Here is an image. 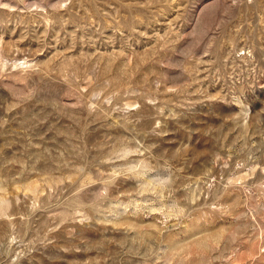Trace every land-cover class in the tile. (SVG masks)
Instances as JSON below:
<instances>
[{
  "label": "rangeland",
  "instance_id": "1",
  "mask_svg": "<svg viewBox=\"0 0 264 264\" xmlns=\"http://www.w3.org/2000/svg\"><path fill=\"white\" fill-rule=\"evenodd\" d=\"M0 264H264V0H0Z\"/></svg>",
  "mask_w": 264,
  "mask_h": 264
}]
</instances>
